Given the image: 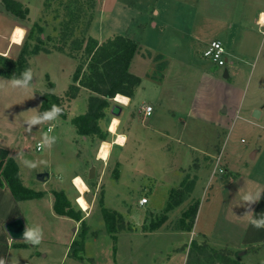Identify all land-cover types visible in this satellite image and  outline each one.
<instances>
[{
	"label": "rangeland",
	"instance_id": "rangeland-1",
	"mask_svg": "<svg viewBox=\"0 0 264 264\" xmlns=\"http://www.w3.org/2000/svg\"><path fill=\"white\" fill-rule=\"evenodd\" d=\"M17 1L23 9H27L25 18L20 20V25L26 30L24 40L30 30H33L27 39L28 44L32 45L38 35L37 25H40L46 49L27 58L34 74L33 84L27 89L32 97L27 98L26 92L20 96L19 90L6 88L7 121L16 122L12 125L10 134L15 138L14 143L20 150L22 159L46 162L37 169H29L21 164L27 171L25 176L31 173L33 180L37 176L35 171L50 169V183L60 181L55 172L57 161L67 167L71 163V170L81 172L86 167L83 161L85 156V160L96 157L101 143L97 137L78 135L72 123L75 116L87 109V90L82 89V94L74 100L65 95L70 81L71 84L74 82L73 73L77 64L83 61V50L73 49L71 42L75 38L82 39L83 46L91 37L99 42L118 34L136 39L139 48L132 60L133 71L147 74L152 79L162 76L161 71L168 63V55L182 58L186 65L196 66L204 71L202 76L184 80L188 93L184 95V92L183 96L188 101L191 100L194 106L188 125L181 130V143L164 137L159 141V137H153L155 129L170 124L164 123L167 109L162 106L165 104L156 108L152 117H145L139 110L138 107L146 105L147 100L160 99L158 92L146 84L142 94L129 107L133 119L127 146L121 148L115 145L107 162L100 160L98 178L94 182L91 181L95 179L94 176L89 179L86 175V181L90 182L87 197L93 203L87 216L88 211H82L76 202L79 192L71 179H62V182L68 184V180L70 181L71 186L66 190L74 200L75 208L85 215L89 230L83 254L85 257H93L95 264L220 262L214 255L215 250H222L224 247L228 249L227 244L240 245L243 241V228L233 221L237 207L232 206L229 189H224L221 193L218 191L213 205L207 207V198L214 193L216 186L227 181L224 179L227 176L225 169L223 172L218 169L213 173L216 155L221 151V164L225 165L228 161L229 168L240 171L242 176L235 183L242 195L249 190L264 188V151L259 158L253 157V153L264 149V113L260 118H255L254 109L252 110L254 105L264 106V24H258L256 17L250 12L247 15L242 12L244 0H223L226 13L215 9L220 0ZM4 6L3 0H0V8L3 9ZM245 36L249 43L242 45ZM217 38L224 42L227 51L232 48L237 51V58L230 57L231 63L228 64L231 69L238 65L239 74L236 78L233 77L235 85L229 84L231 79H224L225 65L219 66L203 54L205 46ZM22 45L13 59L10 55L8 57L18 59ZM62 46L64 50L57 49ZM1 61L0 69L8 71ZM37 90L61 95L59 106L65 109L67 115L65 118L60 115L55 121L33 126L32 131L27 132L25 119L40 111L42 98L37 97ZM163 98L164 100L159 101L166 103L165 97ZM110 102L108 115L101 121V126L108 131L109 122L115 117L111 113V107L117 101L113 97ZM126 109L125 107L124 110ZM49 128L52 129L51 132ZM172 131L174 134L180 132L176 128ZM45 134L55 136L56 143L51 149L37 150V141ZM114 137L116 134L111 133L107 140L113 142ZM71 154L78 156L79 161L70 162L68 158ZM50 157L55 163L54 167L48 164ZM232 186L234 189L233 184ZM179 187H189L190 190H186L185 198L179 205L167 210L168 204L178 199L175 190ZM144 196L148 202L142 204L140 200ZM101 199L105 207L118 211L125 223L130 222V225L118 232H111L102 212ZM195 203L199 204L196 215H200L202 225L216 220L211 237L216 242H225L223 246H212L196 226L187 228L191 215L185 219V225H182L183 213ZM41 206L44 208L36 214V225L43 229V236L55 241L63 238L66 228L57 227L55 219L50 216V209L44 204ZM241 206L244 214L243 209L246 212V207ZM27 211L29 215H33ZM253 211L257 216L264 214V193L261 200L253 205ZM163 215L166 219L161 221ZM152 223L155 227L151 226ZM68 228L71 232L74 226ZM80 230L81 223L78 233ZM40 246L51 247V244L44 242ZM246 250L257 256L254 261L249 259L248 264H264V243ZM240 252L242 251L229 254L235 259ZM60 255V252H54L56 261H59ZM243 256L244 253H241L238 257H241L239 259L243 264H247ZM84 264L90 263L85 261Z\"/></svg>",
	"mask_w": 264,
	"mask_h": 264
},
{
	"label": "crops",
	"instance_id": "crops-1",
	"mask_svg": "<svg viewBox=\"0 0 264 264\" xmlns=\"http://www.w3.org/2000/svg\"><path fill=\"white\" fill-rule=\"evenodd\" d=\"M220 1L221 2L216 5L217 8L215 9L217 11H220V12L222 11L223 13H226L227 8L226 6L223 5L224 4L223 0H220ZM242 12L245 13L246 15L250 12L254 17H256L255 21L256 22L259 21L260 13L264 12V0H244V9ZM20 20L22 19L18 18L17 16L12 14L10 11H8L5 8V6L3 7V9L0 8V54L1 55H4V56L10 55V57L13 59V56H16L17 53H19L18 51L23 41L20 45H16V44L11 43V40H12L13 29L18 25L21 26ZM217 39L221 40L220 38H217ZM222 43L224 44L223 41ZM247 43H249V40H246V36H245V39L242 42V45L247 44ZM239 45H241V43ZM225 49H226V54H227V63L225 64V68H223L224 69L223 76H224V79H226L227 81L228 79L232 80V82L229 84L235 85V81L233 77L236 78L239 74L238 65H234V67L231 69L228 66V64L229 62L231 63L230 57L237 58V53H236L237 51L234 50V48L230 49V51H227L226 46H225ZM167 62L168 63L165 69L161 71L162 76H160V78L158 79H152L147 74H142L139 71H133V62H132L130 66L131 67L130 71L140 76L142 78V82H141V85L136 89L133 97H130L127 95L130 98V100L126 106L122 102H117L122 106V112L118 116L120 123L117 128L118 134L116 133V136L119 134L127 136V142L124 145V147L127 146L129 139H130V131H131L132 119H133L132 110H130L129 107L133 104L135 99H137L142 94V90L146 87V84H148L150 88L158 92V97L160 98L159 100H164L163 97H165L166 99V103L164 102L162 103L159 100L157 101L147 100L145 104L152 105L153 107L152 113L148 116L152 117L154 110L156 108H159L161 104H165L162 106L165 109H167V113L164 118V123L168 122L170 124V125L165 124L166 127L164 126L163 128L158 127V130L155 129L154 130L155 135H153V137H155L156 139L159 137V141H161V138L164 137V139L170 138L172 140L178 141V143H181V141L179 140L181 130L182 128L188 125L189 123L188 118L192 117V108L194 106L191 100L188 101L183 96L184 92H185L184 95L188 93V89H187L186 84L184 83V80H187L185 78L193 80L196 78V76H202L205 73L201 69L196 68V66L186 65L185 61L182 58H179L176 56L172 57L168 55ZM225 71L228 72L227 77L225 76ZM10 80H11L10 77L0 74V146L8 149L9 153L16 159L19 165L20 176L22 178L23 184L34 190L43 191L44 194L42 197H40V199L17 200L13 196L10 188L8 187L5 181L2 186L0 185V258L5 259L6 264H84V262L78 259L72 258L68 255V252L70 250V245L73 239L78 234L80 221H77L68 216H62V215L56 214V212L54 211V207H53L54 201H55L53 190L63 189L68 195V197L71 199L73 204H75L74 200L69 195V192L66 190V188H69L71 186L70 181L68 180V184H65L62 182V179L69 178L72 181L75 175H80L86 181L85 179L86 175L89 179H91L89 176V172H90V168L94 167L95 168V171H94L95 179L91 180L94 182L98 178V164L100 163V160L97 159V154H96V157L94 158L88 157L89 160L88 159L85 160L86 158L85 156L83 161L85 162L84 165L86 167H84V169L81 172H77V171L70 169L69 165L71 163L68 165V167L67 165H64V163H60L58 161L55 164L53 159L50 157L48 159V164L53 165V167L55 164V172L58 174V178H60V181L55 180L53 184L50 183L51 181L50 180L51 178L50 169H46L47 171H42V170L35 171V174L37 175L41 172H48L49 175L46 176L44 180H39L37 176H34V180H33L32 178L33 174L31 173L25 176L26 175L25 172L27 173V171L24 170V167L22 168V165H21L22 163L20 162L22 159V154L20 150L17 149L16 144L14 143L15 138L10 134L11 127L16 122L7 121L8 120L7 118L8 108L6 104L7 102L6 88L12 91L19 90L18 92H20V96H21V93L26 92V94L28 95L27 98L29 96L32 97L31 96L32 94H30L31 92L29 93V90L12 88L9 84ZM70 84H71V81L67 87H69ZM235 87L239 88L237 86ZM82 89H85V88L81 87L79 95L82 94ZM79 95L73 98L72 100L77 99ZM125 107L127 108L126 110H124ZM138 108L140 110V107ZM255 108H259L260 110H262L261 115L264 113V106L254 105L252 107V110ZM38 112L40 114V111ZM153 119L155 122L156 120L155 116ZM168 126H170V128ZM174 128H176L177 130H180V132L178 134H174L172 131V129ZM39 141L41 140H38L37 143ZM115 145H118V144L113 143L111 150H110V156L113 153V148ZM124 147H121V148H124ZM159 148H161L160 145H159ZM190 148L193 149L192 146ZM259 150H260L259 152L253 153V157L256 159L259 158L260 153L264 151V149H259ZM176 156L177 155L174 156L175 159H176ZM216 157L217 159L215 158L216 162H215V166L213 169V173H215L216 170L218 169H221V168L225 169V173H226L225 175L227 176H225L224 179L227 181L223 182L221 185L216 186L214 193H211V195L207 198L208 200L206 201V204H207V207L210 208L213 205L215 198L217 197L218 191H220L221 193V191H223L224 189L226 190L229 189V198L231 199L233 203L232 206L237 207V210H234L235 212L233 215V221L237 222L238 225L242 226L243 228L242 240L243 241L240 243V245L229 244L230 245L229 246L227 244V247H229L228 249L231 250V253H236V251L241 250L242 252H240L239 255L241 253H244L243 260H246L245 263L248 264L249 259L250 260L253 259L252 261H254L255 257L257 256H256V253L252 254L248 252L246 249H248L249 247H254V246L256 247L264 243V229L253 228L248 223V216L244 215L243 212H241L242 211L241 205H243L242 200H241L242 193L238 191V189L236 188V183H235L236 180H239L240 177L242 176L240 171H235L229 168L228 161L225 162V165H223V163L221 164V151L218 153V155H216ZM68 160H70V162L72 161L78 162L79 157L78 156L75 157V154L74 155L71 154V157L69 156ZM68 160L66 159L65 161H68ZM179 168H181V166H179ZM86 183L90 189V182L86 181ZM231 183L234 185V189H232L233 186ZM55 185H57L58 187H55ZM229 185H231V187ZM88 191L85 192L84 196L89 203V209H90L92 207L91 204L93 205V203H91L88 200V197H87ZM40 203L44 204L46 207L50 209V216L53 219H55V223L57 224V227L60 226L61 229L66 228L65 236L63 238L62 237L59 238L57 241H55L54 239L53 240L49 239V237L43 236L42 243L45 242L47 244H51V247L50 246L42 247L40 246L41 244L39 246L33 247L32 245H30L24 240L12 239L6 229V224L10 220L20 216L24 219L25 224L27 226L29 227L35 226L36 221L38 220L36 219L37 218L36 214H39L40 209L44 208V206H41ZM27 210H29V212H31L33 215H29ZM243 211L245 213L244 209ZM88 213L89 211L87 212L86 216L88 215ZM261 214L262 213H260L259 215ZM215 221L214 220L210 221L207 225L203 223L202 225V222L200 221V215L199 216L196 215L195 223L193 226L194 227L196 226L199 233L203 236V238L209 241L212 246H223L225 242H216L211 237V234L214 231L213 226L215 225L214 223ZM126 225H130V222H127ZM72 226H74V229L71 232H69L70 229L68 227H72ZM54 231H57L56 228H54ZM64 231L65 230H63V232ZM194 235H196V233ZM56 251L60 252L61 254L60 258H58L59 261H56L54 257V252ZM239 255L235 257V260H238L239 264H243L242 260L239 259L241 257H238ZM248 255H251V256H248ZM231 256L232 255H230V257ZM231 258L234 259V257H231ZM213 264H222V262L217 261Z\"/></svg>",
	"mask_w": 264,
	"mask_h": 264
},
{
	"label": "trees",
	"instance_id": "trees-1",
	"mask_svg": "<svg viewBox=\"0 0 264 264\" xmlns=\"http://www.w3.org/2000/svg\"><path fill=\"white\" fill-rule=\"evenodd\" d=\"M5 8L20 19L25 18L26 8L17 0H3ZM38 35L36 41L28 44V38L32 35V31L24 40L19 57L16 60L10 59L8 56L0 54V60L3 62L7 70L0 69V74L7 77H19L21 73L30 68L28 57L35 55L40 51H46L43 46L44 39L41 37L43 28L37 25ZM73 49H81L83 61H79L76 70L73 73L74 82L69 85L66 90V96L71 100L79 95L81 87H84L88 92L87 109L75 116L72 119L73 125L76 127L77 133L80 136L97 137L101 141L107 140L111 132L101 126V121L108 115V110L111 106L110 99L115 97L117 93L133 97L137 87L141 84V77L132 73L129 70L130 63L138 52L139 42L124 34L115 35L99 42L95 38H89L85 46L83 40L75 38L72 40ZM73 47V46H72ZM57 49L64 50V46ZM78 82V83H77ZM37 97L42 98L40 104V113H44L51 109L53 104L60 105L62 96L49 91H36ZM63 109V108H62ZM67 112L63 109L61 116L65 118ZM7 183L13 196L17 200L35 199L43 196L44 192L34 190L23 184L20 176L19 165L16 159L10 155L9 150L0 146V185ZM189 189V187L187 188ZM184 187L176 189L178 199L171 201L167 206V210L179 205L185 198L187 190ZM190 190V189H189ZM55 197L54 211L58 215L68 216L81 223V230L78 236L75 237L70 245L68 255L82 262L87 261L90 264H95L93 257H85L83 251L85 249V239L89 227L85 220V215L81 210H77L63 189L53 190ZM102 212L106 221V225L111 232H118L126 227L123 216L116 210H111L103 205L101 199ZM199 204L195 203L185 211L181 217L182 225H185V219L189 215L192 216L188 222L189 229L193 226L198 211ZM166 219V216L161 217V221ZM155 224L152 223L151 226ZM231 250L224 248L215 250L214 255L224 264H239L238 260L232 259L229 255ZM225 254V258L223 259Z\"/></svg>",
	"mask_w": 264,
	"mask_h": 264
},
{
	"label": "clouds",
	"instance_id": "clouds-1",
	"mask_svg": "<svg viewBox=\"0 0 264 264\" xmlns=\"http://www.w3.org/2000/svg\"><path fill=\"white\" fill-rule=\"evenodd\" d=\"M257 23L264 24V12L260 13V20L257 21ZM18 32L26 34V30L21 29L19 27L13 29L11 43L16 45H20L22 43V38L21 39L16 38V33ZM33 78H34L33 71L30 68H28L25 69L19 77L11 78L9 84L14 89L27 90L32 86ZM114 99L117 102H120L122 100L121 94L117 93ZM129 100L130 98H123L122 102L126 106L129 103ZM62 112H63L62 107L53 104L50 110L45 111L44 113L34 114L27 117L24 121V124L26 125L25 129L27 132H31L33 126H37L46 122L55 121L60 117ZM147 114L148 115L151 114L150 106L148 108ZM119 123L120 122L118 120L114 119L112 125L118 126ZM112 125L109 126V132H112L114 130ZM51 131L52 129L49 128V132ZM56 140L57 138L55 136H50L48 134H45L42 136L39 147L42 149L44 148L51 149V147L56 143ZM126 142H127V136L125 135H120L115 141V143L118 144L120 147H124ZM110 148H111L110 145L106 143L102 144L101 150L97 153V159L107 162L110 156ZM20 162L29 169H37L38 167H40L41 164L46 163L44 161H32L28 159H21ZM83 183L84 181L81 177L77 176L73 178L74 186L82 185ZM262 193H264V188H257L255 190H249L245 192L241 197L242 204L246 207V212L244 213V215L248 216V223L255 229H264V214L256 216L254 215L255 212L253 211V205H255L261 200ZM76 202L77 204L80 205L82 211L85 212L88 211L86 202L84 201L82 194L80 197L77 198ZM22 237L24 241H26L33 247L39 246L43 241V229L39 225H35L32 227L26 225L25 230L22 233ZM0 264H6V260L0 258Z\"/></svg>",
	"mask_w": 264,
	"mask_h": 264
},
{
	"label": "water",
	"instance_id": "water-1",
	"mask_svg": "<svg viewBox=\"0 0 264 264\" xmlns=\"http://www.w3.org/2000/svg\"><path fill=\"white\" fill-rule=\"evenodd\" d=\"M225 76H228V72L225 71ZM122 112V106L119 103H115L112 107H111V113L114 116H119ZM261 115V110L259 108H255L253 110V116L255 118H259ZM94 171L95 168L91 167L90 168V172H89V176L92 177L94 176ZM49 173L48 172H41L37 175V178L39 180H44L46 176H48ZM26 224L25 221L22 217L18 216L12 220H10L7 224H6V229L9 233V235L11 236L12 239H17V240H23L22 238V233L25 230Z\"/></svg>",
	"mask_w": 264,
	"mask_h": 264
},
{
	"label": "built area",
	"instance_id": "built-area-1",
	"mask_svg": "<svg viewBox=\"0 0 264 264\" xmlns=\"http://www.w3.org/2000/svg\"><path fill=\"white\" fill-rule=\"evenodd\" d=\"M261 25V24H260ZM203 54L205 57H208L210 59H212L216 64H218L219 66H223L227 63V54H226V49L224 44L222 43L221 40L219 39H214L211 40L207 46L205 47ZM149 106L151 107V113L153 111V107L151 105H142L140 107L141 112H143L145 114V116H148L147 112H148V108ZM52 128V127H51ZM41 141H39L36 145L37 150H41L42 148L39 147ZM221 172L224 171V169H220ZM140 202L146 203L148 202L147 197H142Z\"/></svg>",
	"mask_w": 264,
	"mask_h": 264
},
{
	"label": "bare ground",
	"instance_id": "bare-ground-1",
	"mask_svg": "<svg viewBox=\"0 0 264 264\" xmlns=\"http://www.w3.org/2000/svg\"><path fill=\"white\" fill-rule=\"evenodd\" d=\"M17 27H19V28H21V29H24L23 27H21V26H16L15 28H17ZM25 30V29H24ZM24 36H25V34L24 33H16V38L17 39H21L22 38V41H23V38H24ZM121 94V93H120ZM121 96H122V100L120 101V102H122L123 101V98H129L128 96H126V95H124V94H121ZM116 97V96H115ZM114 97V98H115ZM115 100V99H114ZM123 103V102H122ZM118 120L119 121V118L117 117V116H115V117H113L111 120H110V122H109V125H108V129H109V126L110 125H112V122H113V120ZM113 126V131L111 132V133H113V134H116L117 133V128H118V126H116V125H112ZM118 134V133H117ZM121 134H119V135H117L116 137H115V139H114V141L113 142H111V141H109V140H102L101 141V143H100V146H99V149H98V151H97V153L101 150V145L102 144H108V145H110L111 147H112V145H113V143H115V141H116V139L120 136ZM116 144V143H115ZM110 150H111V148H110ZM77 176H79V177H81L80 175H75L74 177H77ZM73 177V178H74ZM82 178V177H81ZM83 179V178H82ZM83 181H84V183L82 184V185H78V186H75V188L77 189V191L79 192V194H78V196L76 197V198H78V197H80L81 196V194L83 195V199H84V201L86 202V205H87V208L89 209V203H88V201L86 200V198H85V196H84V194H85V192L86 191H88L89 190V187H88V185H87V183H86V181L83 179ZM72 183H73V180H72ZM85 185H86V188H85ZM78 188H79V190H78ZM76 201H77V199H76ZM80 206V205H79Z\"/></svg>",
	"mask_w": 264,
	"mask_h": 264
}]
</instances>
